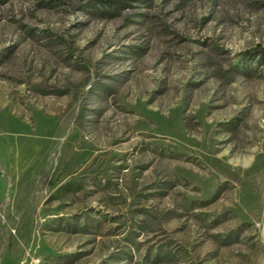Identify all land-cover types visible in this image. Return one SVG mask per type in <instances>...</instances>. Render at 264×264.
Listing matches in <instances>:
<instances>
[{"label":"rangeland","instance_id":"obj_1","mask_svg":"<svg viewBox=\"0 0 264 264\" xmlns=\"http://www.w3.org/2000/svg\"><path fill=\"white\" fill-rule=\"evenodd\" d=\"M0 264H264V0H0Z\"/></svg>","mask_w":264,"mask_h":264},{"label":"built area","instance_id":"obj_2","mask_svg":"<svg viewBox=\"0 0 264 264\" xmlns=\"http://www.w3.org/2000/svg\"><path fill=\"white\" fill-rule=\"evenodd\" d=\"M39 261H40L39 258H34V259H33V262H34V263H38Z\"/></svg>","mask_w":264,"mask_h":264}]
</instances>
